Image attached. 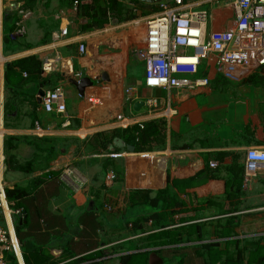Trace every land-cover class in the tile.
<instances>
[{"label": "crops", "instance_id": "1", "mask_svg": "<svg viewBox=\"0 0 264 264\" xmlns=\"http://www.w3.org/2000/svg\"><path fill=\"white\" fill-rule=\"evenodd\" d=\"M118 1L125 14L82 33L79 4L0 0V180L6 190L28 192L9 204L19 214L2 220L20 242L16 264H259L264 172L245 178L244 166L249 150L264 151V68L219 67L210 56L197 73L207 86L145 88L137 51L160 3ZM233 1L185 3L208 13V33H223L234 25ZM20 20L22 37L15 35ZM28 58L41 73L16 69L7 89V65ZM77 73L94 82L83 93L72 83ZM58 85L61 115L42 105ZM127 87L137 89L131 102ZM139 124H155L157 142L132 154L124 146ZM116 139L124 146L114 147ZM67 168L72 184L61 179Z\"/></svg>", "mask_w": 264, "mask_h": 264}, {"label": "built area", "instance_id": "2", "mask_svg": "<svg viewBox=\"0 0 264 264\" xmlns=\"http://www.w3.org/2000/svg\"><path fill=\"white\" fill-rule=\"evenodd\" d=\"M77 4L75 1L74 6ZM187 7L185 0L162 2L159 4L160 12L147 19L146 42L137 51V56L144 63L145 88L169 90L207 86L208 79L197 78V73L200 64L210 56L216 57L219 67L242 68L248 65L257 69L264 66V0H234L231 3L234 25L223 33H208V13ZM21 15L25 18L29 12H21ZM22 21L16 25L15 35L18 37L24 36L26 32ZM61 35L65 33L61 32ZM79 52H84L83 45L79 46ZM73 78L78 81L81 74L77 73ZM136 96L137 89L134 87L125 89L126 102H131ZM146 103L150 108L157 106L153 99H148ZM42 105L47 113L64 114L66 106L63 87L58 85L48 91L42 99ZM117 120L123 121L121 116ZM122 126L127 127L124 123ZM138 127L140 130L144 128L143 124ZM2 128L3 118L0 114V130ZM209 166L213 169L216 163L211 162ZM261 169L264 172V151L249 150L244 166L245 178L254 176ZM72 175L73 171L67 168L61 179L72 184ZM114 179V174L107 177L108 181ZM7 212H11V215L19 214L10 209L6 188L0 180V264H8V254L16 259L21 256L19 240L2 225Z\"/></svg>", "mask_w": 264, "mask_h": 264}, {"label": "trees", "instance_id": "3", "mask_svg": "<svg viewBox=\"0 0 264 264\" xmlns=\"http://www.w3.org/2000/svg\"><path fill=\"white\" fill-rule=\"evenodd\" d=\"M78 2V13L82 19H85V24L80 27L82 33L89 32L94 29H102L109 20V16L114 15L121 17L127 12L125 5L118 0H67L70 4ZM137 3L136 1H132ZM133 16H128L132 19ZM260 67L259 69H263ZM26 72L29 74L39 75L41 73V63L36 58H28L19 60L10 65H7L5 70V85L7 89L12 88V78L19 77V72ZM254 77H249L252 80ZM130 137L128 143L135 148L136 153L148 152L152 148L153 143L157 142L158 130L155 124L145 125L142 130L139 127H133L128 131ZM28 195V192L18 187L12 190H6V197L9 204L12 201L21 200ZM264 248L259 249L261 258L259 264H264ZM10 264H16L13 256L9 258ZM232 264H239L236 260ZM227 264V263H225ZM249 264V263H248Z\"/></svg>", "mask_w": 264, "mask_h": 264}, {"label": "water", "instance_id": "4", "mask_svg": "<svg viewBox=\"0 0 264 264\" xmlns=\"http://www.w3.org/2000/svg\"><path fill=\"white\" fill-rule=\"evenodd\" d=\"M135 1H139L141 3H144V4H158V3H161L162 0H135ZM170 1H168L169 3ZM74 86H76V88L79 90L80 93H83V89H85L86 86H93L94 82L92 80H90L89 78H82V79H79L78 81H75V82H72ZM96 84H98V82H96ZM40 97H43L44 96V93L43 92H40L39 93ZM143 103H137L135 104V110H138L140 106H142ZM114 147L116 148H121L123 147L124 145L122 144L121 140L119 139H116L113 143ZM126 147V149L134 154V151H135V148L133 146H124Z\"/></svg>", "mask_w": 264, "mask_h": 264}, {"label": "rangeland", "instance_id": "5", "mask_svg": "<svg viewBox=\"0 0 264 264\" xmlns=\"http://www.w3.org/2000/svg\"><path fill=\"white\" fill-rule=\"evenodd\" d=\"M138 76L141 78V80H143V71L138 72L136 77H138Z\"/></svg>", "mask_w": 264, "mask_h": 264}]
</instances>
